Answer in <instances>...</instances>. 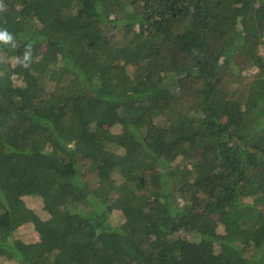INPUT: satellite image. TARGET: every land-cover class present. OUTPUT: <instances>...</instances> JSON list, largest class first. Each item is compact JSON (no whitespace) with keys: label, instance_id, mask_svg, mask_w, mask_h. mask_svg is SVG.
Segmentation results:
<instances>
[{"label":"trees","instance_id":"1","mask_svg":"<svg viewBox=\"0 0 264 264\" xmlns=\"http://www.w3.org/2000/svg\"><path fill=\"white\" fill-rule=\"evenodd\" d=\"M2 3L1 263L264 264V0Z\"/></svg>","mask_w":264,"mask_h":264},{"label":"clouds","instance_id":"2","mask_svg":"<svg viewBox=\"0 0 264 264\" xmlns=\"http://www.w3.org/2000/svg\"><path fill=\"white\" fill-rule=\"evenodd\" d=\"M5 9V6L2 3V0H0V11H3ZM13 37L11 34L8 33V31L5 30H0V43H9L11 42ZM30 47V46H29ZM31 62V53L30 52H25L23 56V61H19L22 67L27 68Z\"/></svg>","mask_w":264,"mask_h":264},{"label":"rangeland","instance_id":"3","mask_svg":"<svg viewBox=\"0 0 264 264\" xmlns=\"http://www.w3.org/2000/svg\"><path fill=\"white\" fill-rule=\"evenodd\" d=\"M251 73H252V72H251ZM253 73H254V72H253ZM19 92H21V91H19ZM20 232H21V230L19 229L17 233L19 234ZM30 238H32V237H30ZM0 264H4V263H1V262H0ZM5 264H8V263H5Z\"/></svg>","mask_w":264,"mask_h":264}]
</instances>
